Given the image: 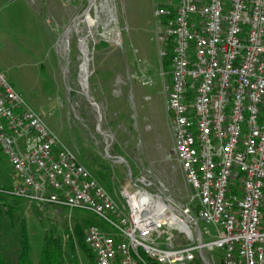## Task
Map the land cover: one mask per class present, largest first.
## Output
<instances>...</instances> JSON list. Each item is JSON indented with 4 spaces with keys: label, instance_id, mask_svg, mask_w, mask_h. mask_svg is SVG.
Instances as JSON below:
<instances>
[{
    "label": "built area",
    "instance_id": "built-area-1",
    "mask_svg": "<svg viewBox=\"0 0 264 264\" xmlns=\"http://www.w3.org/2000/svg\"><path fill=\"white\" fill-rule=\"evenodd\" d=\"M154 16L188 203L148 171L108 189L0 71V151L20 181L7 192L107 223L85 231L96 264H192L214 250L223 264H264V0H160Z\"/></svg>",
    "mask_w": 264,
    "mask_h": 264
},
{
    "label": "rangeland",
    "instance_id": "rangeland-1",
    "mask_svg": "<svg viewBox=\"0 0 264 264\" xmlns=\"http://www.w3.org/2000/svg\"><path fill=\"white\" fill-rule=\"evenodd\" d=\"M94 2L0 0V71L60 143L74 151L108 189L123 186L130 173L135 177L148 171L166 188L165 198L185 205L192 189L173 152L165 105L170 67L160 56L163 44L156 34L154 13L160 0ZM73 23L61 46L66 51L63 56L58 43ZM79 36L87 44V88L99 107L100 119L84 92L81 66L85 55ZM19 184L0 151V190ZM10 203L16 204L17 223H10L6 215L0 222V249L7 256L19 246V222L27 225L34 260L46 230L60 237L64 246L74 244L79 264L90 262L78 248L76 228L80 225L85 232L93 224L112 231L85 210L23 198ZM199 225L214 233L203 221ZM198 238L195 235L194 242L182 243L196 244ZM192 264H223L221 252H197Z\"/></svg>",
    "mask_w": 264,
    "mask_h": 264
},
{
    "label": "trees",
    "instance_id": "trees-1",
    "mask_svg": "<svg viewBox=\"0 0 264 264\" xmlns=\"http://www.w3.org/2000/svg\"><path fill=\"white\" fill-rule=\"evenodd\" d=\"M11 190L12 189L0 190V199H4V203H0V222L2 221V217L6 215L10 223H17L16 220L18 217L16 216L15 218V212L17 210L16 204H12L10 201L14 198H21L7 192ZM1 207H3V210ZM75 234L78 238V248L86 254L90 264H96L95 257L85 245V232L80 225L76 228ZM18 236L19 246L12 256H7V254L0 249V264H79L75 254L74 244L69 242L64 246L62 239L55 236L52 230L45 231L37 260L31 257L30 238L25 222H19Z\"/></svg>",
    "mask_w": 264,
    "mask_h": 264
},
{
    "label": "bare ground",
    "instance_id": "bare-ground-1",
    "mask_svg": "<svg viewBox=\"0 0 264 264\" xmlns=\"http://www.w3.org/2000/svg\"><path fill=\"white\" fill-rule=\"evenodd\" d=\"M92 2L95 4L94 0H92ZM92 3V4H93ZM98 7V6H97ZM79 40H80V43L82 44L81 45V49L85 55V59H84V62L81 66V73H82V77H83V86H84V92L88 98V100L91 102V104L93 106H95L97 112H98V115H99V119H100V111H99V107L98 105L94 102V100L89 96V91H88V88H87V77H88V71H87V67H88V57H87V51H88V48L86 47L87 44L82 41V39L80 38L79 36Z\"/></svg>",
    "mask_w": 264,
    "mask_h": 264
},
{
    "label": "water",
    "instance_id": "water-1",
    "mask_svg": "<svg viewBox=\"0 0 264 264\" xmlns=\"http://www.w3.org/2000/svg\"><path fill=\"white\" fill-rule=\"evenodd\" d=\"M86 12H87V9H85V10L83 11V14L85 15ZM73 27H74V23H73L71 26H69V28H68L67 31L64 33L63 37L61 38V40H60L59 43H58V45H59V51L61 52V54H62L63 56L66 55V51H65V50H62V48H61L62 43H63L64 39L66 38V35H67L68 31L71 30Z\"/></svg>",
    "mask_w": 264,
    "mask_h": 264
},
{
    "label": "crops",
    "instance_id": "crops-1",
    "mask_svg": "<svg viewBox=\"0 0 264 264\" xmlns=\"http://www.w3.org/2000/svg\"><path fill=\"white\" fill-rule=\"evenodd\" d=\"M82 162V161H81Z\"/></svg>",
    "mask_w": 264,
    "mask_h": 264
}]
</instances>
